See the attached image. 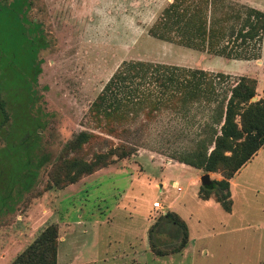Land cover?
I'll return each instance as SVG.
<instances>
[{"label":"rangeland","instance_id":"374dc122","mask_svg":"<svg viewBox=\"0 0 264 264\" xmlns=\"http://www.w3.org/2000/svg\"><path fill=\"white\" fill-rule=\"evenodd\" d=\"M240 4L264 12V0H0V98L7 114L0 124V264H9L51 222L58 225L57 264H264V144L233 176L232 213L218 203L204 205L196 191L205 172L167 161L190 144L188 130L195 128L183 122L180 108L157 111L150 123L157 138L149 145L90 177L44 187L50 165L80 129L116 142L105 129L123 119L107 115V103L90 108L124 61L221 72L227 74L222 86L252 77L255 99L264 98V27L259 37L241 39ZM200 17H206L205 45L181 43L177 28L187 31ZM231 31L243 43L239 49L254 57L217 52L237 49ZM213 42L216 48L209 47ZM155 76L150 67L144 79ZM149 88L160 87L152 82ZM187 116L202 120L207 109L194 104ZM154 200L187 218L182 250L157 255L144 248V217L162 213ZM107 211L109 219L97 227L92 220ZM157 236L159 246L175 242L169 233ZM133 249L138 253L131 259Z\"/></svg>","mask_w":264,"mask_h":264},{"label":"trees","instance_id":"16d2710c","mask_svg":"<svg viewBox=\"0 0 264 264\" xmlns=\"http://www.w3.org/2000/svg\"><path fill=\"white\" fill-rule=\"evenodd\" d=\"M201 9V5H198L199 13ZM240 10L244 12V27L236 32L243 36L241 39L259 37L264 27V12L245 4H240ZM156 23L160 27L159 18ZM177 30L178 40L185 45L203 47L207 41L206 17L193 21L187 31L181 27ZM228 36L232 38V31ZM36 40L40 41L42 37ZM233 41L237 49L230 46L228 51H219L218 48L217 52L233 57H254L244 48L239 49L243 43L238 44L235 39ZM217 45L218 42H213L209 47L216 48ZM150 67L157 72V76L145 80ZM226 75L221 72L213 75L202 68L140 60L124 61L90 108L91 112H95L107 103L105 113H113L115 120L123 119L121 124H113L105 129V133L114 137L116 142L89 129H80L65 142L60 154L50 165L44 187H64L117 159L135 153L138 147L149 145L151 140L157 138V134L150 130V123L157 117V111L161 107H177L184 110L181 114L183 122L195 125V128L188 130L190 144L171 152L169 156L204 172L218 173L219 179H211L207 185L200 184L197 193L201 198L212 195L225 211H230L232 200L229 178L264 144V98L250 100L255 95L256 85L252 77L239 76L227 85H218ZM152 82L160 87L155 93L149 88ZM120 91L122 93L118 95ZM4 104L5 100L0 98V124L7 121ZM194 104L207 109L204 119L187 116ZM161 233H169L175 242L170 246H159L157 235ZM147 240L149 249L157 255L178 252L188 241V228L178 213L167 209L149 225ZM57 245L58 225L51 222L9 264H57Z\"/></svg>","mask_w":264,"mask_h":264},{"label":"crops","instance_id":"0c3cea01","mask_svg":"<svg viewBox=\"0 0 264 264\" xmlns=\"http://www.w3.org/2000/svg\"><path fill=\"white\" fill-rule=\"evenodd\" d=\"M260 149V148H259ZM168 162H174L175 160H172V159H169V160H167ZM178 162V161H177ZM239 170V169H238ZM237 170V171H238ZM209 173H214V172H211V171H209ZM235 174V173H234ZM234 174H233V176H234ZM233 176L231 177V178H229V190L231 189V186L233 185L232 183H233ZM85 177H90V176H85ZM92 177V176H91ZM220 178V175H218V176H216L215 177V179H219ZM85 179V178H84ZM162 186V185H161ZM198 187H199V185H198ZM198 187H197V191H196V195H197V197L198 198H200L201 200H203L202 202L204 203V205H208V204H212V205H215V203H218L215 199H214V197L212 196V195H210L208 198H201V197H199L198 196ZM128 198L129 199H132V201L135 199L134 198V194H132L131 192H129L128 193ZM232 193H231V190H230V198H231V200H232ZM233 203V202H232ZM232 203H231V210L230 211H227V212H229V213H232ZM142 204L143 205H145V210H147V204H146V202H145V200H144V203L142 202ZM219 204V203H218ZM166 207L168 208V209H170V210H173V211H175L176 213H178L179 215H180V217L185 221V223H186V225H187V228H188V239H189V224H188V221H187V218L182 214V212H181V209L180 208H176V207H171V205L169 204V203H167L166 204ZM225 211V210H224ZM108 214H110V213H108V211H107V213H104V214H102L103 215V218H101V219H94V220H92L94 223H96L97 225V227L99 226L100 227V225H101V223H103V222H105V221H107V219H109V216H108ZM100 220V221H99ZM146 220V222L144 223V225H143V233H144V235L146 234L145 233V230L147 229V227L154 221V220H152V219H150V220H147V217H144V221ZM96 234H98V233H96ZM94 243H96L95 241H94ZM109 242L107 241V244H108ZM144 245V248L147 250V249H149V248H147V246H145L146 245V242L143 244ZM150 250V249H149ZM131 253H130V255H132L133 257H129V258H134V255L136 254V253H138V251H136L135 249H133L132 251H130ZM58 254V253H57ZM58 258V257H57Z\"/></svg>","mask_w":264,"mask_h":264},{"label":"water","instance_id":"95a60500","mask_svg":"<svg viewBox=\"0 0 264 264\" xmlns=\"http://www.w3.org/2000/svg\"><path fill=\"white\" fill-rule=\"evenodd\" d=\"M250 100L253 101V100H256V99H255L254 96H252ZM210 182H211V178H210L208 172H205V173L201 174V176H200V183H201L202 185H207V184H209Z\"/></svg>","mask_w":264,"mask_h":264},{"label":"built area","instance_id":"2783aa9c","mask_svg":"<svg viewBox=\"0 0 264 264\" xmlns=\"http://www.w3.org/2000/svg\"><path fill=\"white\" fill-rule=\"evenodd\" d=\"M177 189H179V187H178ZM152 207L155 208V209H157V208L161 209V212H162V213L165 212V210L163 209L162 204H161L160 201H158V200H154V201L152 202Z\"/></svg>","mask_w":264,"mask_h":264}]
</instances>
